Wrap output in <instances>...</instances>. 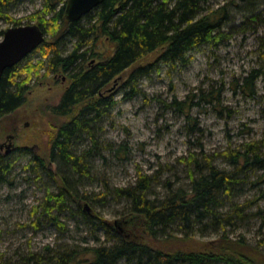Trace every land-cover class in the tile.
Segmentation results:
<instances>
[{
	"label": "rangeland",
	"instance_id": "374dc122",
	"mask_svg": "<svg viewBox=\"0 0 264 264\" xmlns=\"http://www.w3.org/2000/svg\"><path fill=\"white\" fill-rule=\"evenodd\" d=\"M43 4L44 0H14L7 15L21 26L30 25V16L41 12ZM218 6L226 7L229 21L215 42L188 52L187 63L165 64L155 60L154 54L139 63L149 66L147 74L135 82L134 95L123 87L125 76L110 86L107 96L114 107L92 129L98 154L87 161L86 175L69 177L74 190L89 197L83 204L105 220L114 223L125 213L126 202L116 199L112 189L135 184L140 177L152 180L149 198H160L169 188H189L188 168L193 158L207 159L218 169L231 171L233 166L225 156L232 151L244 153L249 144H255L258 155L264 156V77L255 81V93L250 97L241 88L244 78L261 67L264 0L251 7L239 0H210L207 4L209 8ZM12 26L0 20V32ZM28 56L20 69L44 61L40 51ZM45 72L38 68L32 69L29 78L22 74L20 79L29 88L26 99L0 119V143L10 145L8 153L1 151L0 157L11 165L7 182L0 186V264H20L22 258L45 247H86L104 240L103 231L87 225L79 215L61 214L64 226L59 229L42 214L46 190L55 192L56 180L44 171L33 173L27 165L32 155L47 154L53 128L64 121L53 116L51 109L69 85L66 74ZM217 92L219 104L201 99ZM174 101L186 102L189 110L180 111L172 105ZM76 145V153L91 147L85 136ZM21 148L29 150L26 155ZM50 168L53 173H63L55 164ZM236 177L232 200L247 207L242 220L226 227V235L258 245L264 252V167L252 166ZM69 207L76 211L77 205L69 203ZM203 223L194 227L196 235L186 241L190 246L201 247L222 234L212 228L201 230ZM139 224L125 226L126 238L145 241L140 238ZM186 242L174 244L185 247Z\"/></svg>",
	"mask_w": 264,
	"mask_h": 264
},
{
	"label": "trees",
	"instance_id": "16d2710c",
	"mask_svg": "<svg viewBox=\"0 0 264 264\" xmlns=\"http://www.w3.org/2000/svg\"><path fill=\"white\" fill-rule=\"evenodd\" d=\"M14 0H0V20L13 26L20 21L7 15ZM210 0H104L98 7L76 22H67L64 9L67 0H44L41 12L30 16L31 22L43 32L44 41L33 53L43 56V63L20 69L29 56L15 66L5 69L0 77V119L20 108L28 94L26 73L44 68L45 74L64 73L69 85L59 103L51 109L53 116L64 121L53 128L45 156L32 155L27 168L33 173L45 172L56 180V191L46 190L42 214L61 229L65 212L81 216L87 225L103 231L104 240L93 246L57 245L45 247L40 253H31L20 264H264V252L258 245L244 239H230L226 227L244 218L247 206L232 200L237 185V174L252 166L264 167V156L258 155L255 144L244 151L230 152L225 157L233 169H218L207 159L193 158L188 168L189 188H169L162 197L149 198L151 178L140 177L134 184L112 189L116 199L126 202L125 213L113 222L84 209L87 195H79L70 182L71 176L87 174V161L98 154L97 140L92 130L103 116L114 107L107 96L110 86L124 77L123 87L130 88L148 72L149 65L139 63L155 55V60L170 65L187 63L186 54L204 45L212 44L220 30L229 21L225 6L209 8ZM251 7L258 0H239ZM3 35V31L0 32ZM47 35L50 37L47 39ZM70 45V46H69ZM100 49V50H99ZM261 67L244 78L242 91L254 95V83L264 77V37L259 39ZM206 97V96H205ZM206 103L219 104V94L209 93ZM190 102V100H189ZM192 103V102H190ZM172 105L182 112L189 110L186 102ZM85 136L90 148L76 153L77 142ZM27 154V148L19 149ZM55 164L63 172L51 171ZM192 165V166H191ZM11 165L0 157V186L7 182ZM67 173V174H66ZM169 184H166L167 187ZM76 203V211L69 207ZM229 203L226 212H222ZM140 222V238H126L128 224ZM204 222V223H203ZM212 228L222 234L201 247L186 241L195 236L194 227ZM200 230V231H201ZM186 242V249L175 242ZM172 243V246L169 244Z\"/></svg>",
	"mask_w": 264,
	"mask_h": 264
},
{
	"label": "water",
	"instance_id": "95a60500",
	"mask_svg": "<svg viewBox=\"0 0 264 264\" xmlns=\"http://www.w3.org/2000/svg\"><path fill=\"white\" fill-rule=\"evenodd\" d=\"M104 0H67L64 13L67 22H76L98 7ZM44 41L42 30L35 24L12 26L3 32L0 40V77L5 69L20 63ZM10 145L6 148L8 153ZM84 209L89 212L88 206ZM117 225V221L114 222Z\"/></svg>",
	"mask_w": 264,
	"mask_h": 264
},
{
	"label": "flooded vegetation",
	"instance_id": "af4514ba",
	"mask_svg": "<svg viewBox=\"0 0 264 264\" xmlns=\"http://www.w3.org/2000/svg\"><path fill=\"white\" fill-rule=\"evenodd\" d=\"M12 135L8 136L6 140H8V142H10L9 140L12 139ZM7 148V143H0V152L3 151L5 152ZM12 150V149H11ZM6 153V152H5Z\"/></svg>",
	"mask_w": 264,
	"mask_h": 264
}]
</instances>
